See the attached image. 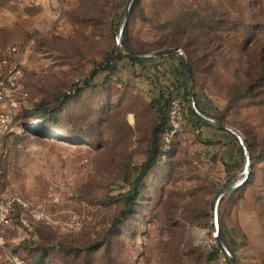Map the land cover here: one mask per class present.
<instances>
[{"label": "rangeland", "instance_id": "obj_1", "mask_svg": "<svg viewBox=\"0 0 264 264\" xmlns=\"http://www.w3.org/2000/svg\"><path fill=\"white\" fill-rule=\"evenodd\" d=\"M129 2L0 0V77L6 49L18 46L28 93L14 129L0 125V199L20 194L50 214L32 234L6 230V246L35 264H233L228 252L240 264H264V0L135 1L122 40L142 53L188 41L193 96L176 55L136 62L116 52ZM108 63L116 67L92 79ZM74 90L56 117L38 118L37 105L52 108ZM162 94L182 99L181 127L172 134L167 103L157 164L123 216ZM192 98L243 143L200 121ZM246 180L218 207L223 251L213 203L225 185ZM0 264H9L2 248Z\"/></svg>", "mask_w": 264, "mask_h": 264}, {"label": "built area", "instance_id": "obj_2", "mask_svg": "<svg viewBox=\"0 0 264 264\" xmlns=\"http://www.w3.org/2000/svg\"><path fill=\"white\" fill-rule=\"evenodd\" d=\"M24 51L16 45L6 49L1 60L2 66L7 69L3 77H0V103L4 111L0 114V125L6 132L14 129L15 107L18 98L25 99L28 93L23 90L19 79L23 75ZM169 109H172L173 121L172 134L181 127L182 99L176 97L168 100ZM205 156V155H204ZM206 162L210 159L207 157ZM50 223V214L40 206H37L20 194L7 195L0 199V248L9 255V264H33L12 252L4 242V233L8 229H22L32 234L38 227Z\"/></svg>", "mask_w": 264, "mask_h": 264}, {"label": "trees", "instance_id": "obj_3", "mask_svg": "<svg viewBox=\"0 0 264 264\" xmlns=\"http://www.w3.org/2000/svg\"><path fill=\"white\" fill-rule=\"evenodd\" d=\"M130 14H131V12H130ZM130 14H129L128 22H129V19H130ZM168 44H169V46H172V47H175V48L182 47L184 50H186L187 55H188V58H187L188 66H189V70H190V73H191V77L193 79L194 70L195 69H194L193 64H192L193 59H191L192 58V52L190 51V43L188 41H182L180 39H172L171 41H169ZM129 48L132 49L133 51H136L131 46H129ZM116 52L118 54L120 52H122L121 49L118 46L116 47ZM136 52H138V51H136ZM140 53H142V52H140ZM124 56L130 58L132 61H136V62L144 61V59L131 57V56L127 55V54H124ZM118 57H122V55H118ZM115 67L116 66L111 64V63H108V65L100 64L98 67H96V69L91 74L92 79H94L99 72L106 71V70L111 71ZM181 74H183L184 79H185V86H184L185 87V93H186V95H189L188 83H187V79H186V76L184 74L183 69L181 71ZM74 91H75L74 93L70 92L69 94H65L64 96L58 98L57 105H55L52 108H44V107H42L43 106L42 104L41 105L40 104L37 105L38 106L37 107L38 110H37L36 114H37L38 118H40L41 120H45V121L49 120L50 121L51 118H52L51 116H55L56 117L58 110L70 98V96H72V95H74L76 93V90H74ZM162 100H165V103H162L161 102ZM155 102H156L157 113L159 114V119L156 122V124L153 126V129H152V139H151V145H150V148H149V151H148V158L140 165L139 171H138V175L136 177V182L134 183L133 189L125 197V210L122 213L123 216H125L126 213H129V211L132 208L133 203H136L137 200L139 199V197L141 195L140 191L138 190L140 182L146 177L147 173L157 164V156L160 155L159 153H161L160 152V145H159V138H160V135L163 133V131H165V129L168 126V118H167L168 105H167V103L169 101H168V98L165 97L164 94H162L159 98L155 99ZM195 105L198 106V103L195 102ZM191 112L200 121H203L204 123H208L207 120L202 118L197 113L193 112L192 109H191ZM46 132H47L48 135L51 134L50 129H48ZM247 180H248V178H247ZM247 180L245 182H243L242 184L244 185L247 182ZM219 247H220L221 250L224 249L223 245L221 244V242H220ZM225 255L227 257L228 262L232 263L230 258H229V255L226 254V253H225ZM216 256H218V250L217 249L214 252L211 253V257L210 258L213 259ZM33 264H35V263H33Z\"/></svg>", "mask_w": 264, "mask_h": 264}, {"label": "water", "instance_id": "obj_4", "mask_svg": "<svg viewBox=\"0 0 264 264\" xmlns=\"http://www.w3.org/2000/svg\"><path fill=\"white\" fill-rule=\"evenodd\" d=\"M135 1L136 0H130V2L128 4L124 20H123V22L121 24L120 32L117 35L118 47L121 50H123L125 52V54H127V55H129L131 57L141 58V59L157 58V57L165 56V55H176L179 58L180 62H181L184 74L186 76L187 83H188V88H189V94L191 96H193L194 91H193V87H192V77H191V73H190V70H189L188 61H187V58H186L184 52L181 49L175 48V47H170V48L156 50V51H153V52H150V53H140V52H136V51H133L132 49H130L129 46L122 40V33H123V30H124V27L128 23L129 14H130V12L132 10V7H133ZM192 100H193L192 103H193V105L195 107V110H196V113L198 115H200L205 120L217 125L219 128L225 129V130L229 131L230 133L236 135L237 137L240 138L241 142L243 143L241 137L239 136V134L235 130H233L232 128H230L227 125H225L221 120L216 119V118L211 117V116H208V115L204 114L203 112H201L199 109L196 108L195 100L193 98H192ZM245 154H246V165H245L244 175H245V178H247L248 171H249L248 169H249V165H250V159H249V157L247 155V149L246 148H245ZM242 183H243V181H239L236 184L228 183L227 185H225L219 191V193L216 196V198L214 200V203H213L215 235L220 239L223 247H224V243L221 240V234H220V231H219V224H218V207H219V204H220V201L222 200V198L225 195L231 193L235 188L240 186ZM228 255H229V258H230V260H231V262L233 264H240L230 254V252H228Z\"/></svg>", "mask_w": 264, "mask_h": 264}, {"label": "crops", "instance_id": "obj_5", "mask_svg": "<svg viewBox=\"0 0 264 264\" xmlns=\"http://www.w3.org/2000/svg\"><path fill=\"white\" fill-rule=\"evenodd\" d=\"M180 63H181V62H180ZM180 63H179V64H180ZM180 66H181V64H180ZM177 69L182 71L183 68H182V66H181L180 69H179L178 67H177ZM181 71H180V72H181Z\"/></svg>", "mask_w": 264, "mask_h": 264}]
</instances>
